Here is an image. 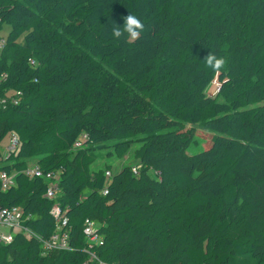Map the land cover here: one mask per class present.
Here are the masks:
<instances>
[{"label": "trees", "instance_id": "16d2710c", "mask_svg": "<svg viewBox=\"0 0 264 264\" xmlns=\"http://www.w3.org/2000/svg\"><path fill=\"white\" fill-rule=\"evenodd\" d=\"M129 12L146 31L116 41ZM5 26L0 99L17 103L0 107V172L17 175L8 191L0 181V206L22 208L32 235L0 245V264H88V251L103 264H264V0H0ZM210 53L228 63L214 71ZM107 143L120 159L138 143V174L93 169ZM32 162L61 172L59 197L24 173ZM55 205L70 246L48 257L38 237L54 234Z\"/></svg>", "mask_w": 264, "mask_h": 264}, {"label": "built area", "instance_id": "2783aa9c", "mask_svg": "<svg viewBox=\"0 0 264 264\" xmlns=\"http://www.w3.org/2000/svg\"><path fill=\"white\" fill-rule=\"evenodd\" d=\"M5 44V38L0 37V49ZM33 64L34 62L31 61ZM20 95V94H19ZM17 103L15 99H0V107L7 105L8 102ZM10 142L5 147V155L6 158L13 154H16L19 151V142L16 136H10ZM86 138V137H85ZM82 142L78 141L76 143V148H81ZM3 155V154H2ZM5 155L3 156L5 159ZM6 159V160H7ZM27 176L30 177H40L45 180L47 183V197L51 199H55L61 195L60 190V179L61 172H51L45 173L36 163H30L28 168L24 171ZM134 173L138 174V170L134 169ZM108 177L111 176V172L106 173ZM16 173L9 174L6 171L0 172V181L2 184V189L4 191H8L12 189L16 185ZM105 194L108 193L107 190L104 191ZM52 214L55 218L56 230L54 234L49 239L39 238L43 245V255L48 257H54L59 251L64 249H69L70 246V229L67 227L68 219L66 217V213L62 210L59 205H55L52 210ZM21 217H22V208L14 207V208H2L0 206V226H5L8 229L7 233H2L0 231V245H9L13 241V237L15 234H19L21 231L28 233L29 237H31V233L27 230H24L21 226ZM98 226L87 220L84 225V233L88 238V243H90L91 248L94 245H99L101 243V239L96 235V230ZM90 259L88 264L95 263L96 261L99 264H103L97 258L94 253L89 252ZM87 264V263H86Z\"/></svg>", "mask_w": 264, "mask_h": 264}, {"label": "rangeland", "instance_id": "374dc122", "mask_svg": "<svg viewBox=\"0 0 264 264\" xmlns=\"http://www.w3.org/2000/svg\"><path fill=\"white\" fill-rule=\"evenodd\" d=\"M9 31H10V27L5 26L3 28V30L0 31V37L6 38V36L9 33ZM215 83L216 84L213 83L209 87V89L207 90V93L210 96H213V97L217 96V90L219 88V83L218 82H215ZM195 129L197 130L198 133H210V131L205 130V129L201 128V127H196ZM10 139H12V138L9 136V137L5 138V140L2 143L1 152H2L3 156L5 155V147L10 142ZM200 139H198V144H194L188 149L187 152H188L189 155H194V154H197V153H200L201 151H203L204 147L202 146V144L205 141H208L209 139L207 137H205V136H201ZM106 146H108L109 148L105 149L103 151H98L99 153H101V160L97 161L93 165V169L97 170V169H100V168H105L107 165L112 167V173H118L120 170H122L126 166H132L135 169H138L137 168L138 167V163H137V161L134 158L135 150L139 147L138 143L132 145V148H131L130 152L127 154V156L124 159H120L114 154L108 155V153H112L113 152V150L110 148L112 146V143H107ZM6 159L7 158H6V155H5V160ZM32 163H35V162H32ZM152 175L155 176L154 173H152ZM0 231L2 233H7L8 229L5 226H0ZM20 233H23V231H21Z\"/></svg>", "mask_w": 264, "mask_h": 264}, {"label": "clouds", "instance_id": "9594fccd", "mask_svg": "<svg viewBox=\"0 0 264 264\" xmlns=\"http://www.w3.org/2000/svg\"><path fill=\"white\" fill-rule=\"evenodd\" d=\"M122 19V26L116 22L112 23L111 34L113 39L116 41H124L125 43L139 41L142 34L146 31V26L142 19L130 12L127 16L122 17ZM204 60L207 67L214 71L222 69L228 63L226 58L218 57L213 53H210Z\"/></svg>", "mask_w": 264, "mask_h": 264}, {"label": "water", "instance_id": "95a60500", "mask_svg": "<svg viewBox=\"0 0 264 264\" xmlns=\"http://www.w3.org/2000/svg\"><path fill=\"white\" fill-rule=\"evenodd\" d=\"M216 82H218V81H216ZM214 84H216V83H214ZM219 92V90H217V93ZM210 96V95H209Z\"/></svg>", "mask_w": 264, "mask_h": 264}]
</instances>
